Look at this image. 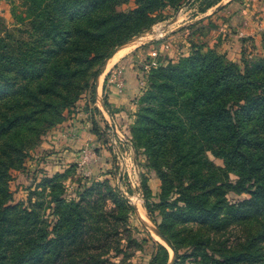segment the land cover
<instances>
[{
    "label": "trees",
    "instance_id": "obj_1",
    "mask_svg": "<svg viewBox=\"0 0 264 264\" xmlns=\"http://www.w3.org/2000/svg\"><path fill=\"white\" fill-rule=\"evenodd\" d=\"M46 1L27 0L25 12L14 15L18 24L31 27L24 31L27 39L5 28L0 32V264H111L106 257L122 253L124 246L111 250L109 236L101 239L98 228L90 242L99 254L83 256L89 249L85 228L88 208L106 198L127 213L135 211L120 191L101 195L96 187L90 188L80 193L78 202L56 194V220L49 231L33 205L11 204V171L22 168L34 136L39 137L34 135L37 124L53 127L61 122L62 110L88 89L96 104L95 80L101 71L97 65L111 57L110 46H122L154 26L165 1L175 4L136 0V8L125 12L119 8L128 0H50V15L44 16ZM217 5L210 2L206 10ZM35 30L40 37H33ZM44 42L49 45L39 50ZM140 104L134 130L137 145L154 160L163 181L156 204L146 182L142 184L145 208L156 224L155 212L160 211L163 222L158 227L177 253L169 234V219L175 213L213 229L243 219L264 224V58L240 67L215 52L196 51L175 64L152 69ZM210 155L223 166H216ZM164 156L173 159L169 168L175 177L161 171ZM227 174L236 175L237 181L229 183ZM61 176L43 184L54 186ZM230 192L247 197L230 202ZM177 195L185 209L177 207L179 200H170ZM251 241L239 251L222 249L209 255L210 240L195 239L192 257L201 264H264L262 251L254 250L264 242V225ZM155 246L162 264H168V249L158 242Z\"/></svg>",
    "mask_w": 264,
    "mask_h": 264
},
{
    "label": "rangeland",
    "instance_id": "obj_2",
    "mask_svg": "<svg viewBox=\"0 0 264 264\" xmlns=\"http://www.w3.org/2000/svg\"><path fill=\"white\" fill-rule=\"evenodd\" d=\"M26 1L6 0V14L0 13V32L5 28L20 39L28 38L24 31H31V27L18 24L14 19L15 14L25 12ZM135 1L128 0L119 10L128 12L135 9ZM173 1L178 5L176 10L175 5H168L165 1L166 8L157 14V23L141 32L153 30L143 36V39L148 37L147 41L130 50L124 58L112 63L102 75H98L95 80L96 104L91 102L92 90L88 89L72 106L62 110L61 122L53 127H48V122L43 121L37 124L34 135L39 134V137L34 136L22 168L11 171L12 180L8 184L11 204H22L24 207L33 205L42 215L49 231L56 220L53 217L56 194L67 202H78L80 193L95 187L100 190L101 195L108 194L110 189H117L130 207L137 208L139 205L141 212L151 220L145 208L142 184L146 182L152 193L151 202L156 204L162 193L163 181L158 170L153 167L154 160L147 156L144 148L137 145L134 130L141 109L140 101L149 88L152 69L175 64L196 51L204 55L215 52L240 67H244L245 62L251 63L264 58V0H193L188 6L186 4L189 0ZM46 2L43 12L44 16H49L50 0ZM210 2H218V5L206 10ZM232 2H236L234 6H230ZM174 20L175 23L172 24ZM35 32L33 37H40L39 31ZM48 45L49 42H44L38 48L46 49ZM120 46L113 48L114 45H111L107 51L113 49L114 52ZM109 58L106 57L97 66L102 70ZM127 72L132 73V77L137 80L134 95L124 104H110L111 87L117 89L120 95L124 93L129 77ZM105 101L108 102V107ZM81 138L84 139L82 143ZM78 142L82 144V148H70L71 143ZM59 143L61 144L57 148ZM73 150L77 154L75 158L74 155L69 156ZM209 158L216 166H223L221 160L212 155ZM172 161L171 157L164 156L161 171L175 177L169 168ZM206 169L208 167H205V174L208 171ZM60 173L64 176L59 177L54 186L43 184L46 179ZM226 177H229L231 184L237 181L234 174H227ZM246 197V194L236 195L234 192H230L228 196L230 202ZM181 198L182 196L177 195L170 200H179L177 207L185 209ZM88 211L85 239L88 243L86 249H89L84 250L83 256L99 254L90 242L91 233L99 228L97 234L101 239L109 236L108 245L111 250L114 251L118 245L124 246L122 253L110 252L106 257L109 263L162 264L163 257L155 242L164 243L145 226L154 225L148 219L144 222L140 213L138 215L139 211L127 213L111 197L101 200L95 207L90 206ZM178 214L175 213L169 219V234L179 248L175 264H201V260H194L192 257L195 239L210 240L211 245L206 250L209 255L222 249L239 251L252 242L251 239L264 225L255 219H243L232 221L223 228L213 229L197 221H186L184 215ZM155 216L158 224H162L160 211H156ZM123 218L126 219L125 222ZM158 224L155 223L157 227ZM167 249L170 263L174 255ZM254 250L264 254V242L259 243Z\"/></svg>",
    "mask_w": 264,
    "mask_h": 264
},
{
    "label": "crops",
    "instance_id": "obj_3",
    "mask_svg": "<svg viewBox=\"0 0 264 264\" xmlns=\"http://www.w3.org/2000/svg\"><path fill=\"white\" fill-rule=\"evenodd\" d=\"M233 1V0H230ZM236 2H232L230 6H234ZM8 6L6 0H0V13L1 14H6V7ZM127 74H129V77H127L128 83L126 84L127 87L124 91V93H122L121 95L119 94V92L117 91V89L111 87L112 93H110L109 95V102L110 104H116V105H120V104H124L125 102H128L131 99V96L134 95V90H135V85L137 83V80L135 78L132 77V73L127 72ZM136 81V82H135ZM97 94V93H96ZM97 97V95H96ZM88 114V113H86ZM82 139V138H81ZM84 142V139L81 140V143ZM81 143H71L70 148L71 149H77L79 150L80 148H82V144ZM61 143L57 144L56 147L58 148L59 145ZM74 155L77 156V154H74V150L72 151V153L69 155L70 157Z\"/></svg>",
    "mask_w": 264,
    "mask_h": 264
},
{
    "label": "water",
    "instance_id": "obj_4",
    "mask_svg": "<svg viewBox=\"0 0 264 264\" xmlns=\"http://www.w3.org/2000/svg\"><path fill=\"white\" fill-rule=\"evenodd\" d=\"M192 1H193V0H189V1L187 2L186 6H188ZM173 23H175V20L172 22V24H173ZM163 31H164V30H163ZM151 32H153L152 29H151V30H148V31H146V32H143V33H141V34L135 36L134 38H132L131 40H129L128 42H126V43L123 44L122 46L117 47L116 50L112 53V55H111V57H110L109 59L113 58V57L119 52V50H120L121 48H123L124 46L131 44L132 41L137 40V39H140V38H142L145 34H148V33H151ZM109 59H108V60H109ZM108 60H107V61H108ZM107 61H106V63H107ZM106 63H105V66L103 67V69L101 70L100 75H102V74L104 73V71H105V69H106ZM103 107H104V109L107 111L106 106L103 105ZM113 127H114V129H115V126H114V125H113ZM133 208H134V210L137 212V209H136L135 207H133ZM138 215H139V214H138ZM150 221H151V223H152L154 226H153V227H149V226L146 225V224H145V226H146L147 228H150V230H151L152 232H154V234H156V235L160 238V240L164 243V244L161 243L163 246L169 248V249L173 252V255H174V256H173V260H172L170 263H168V264H175L176 261H177V259H178V253H177V251H176V248L174 247V245L172 244V242L166 237V235L161 231V229H160L159 227H157V226L155 225V223H154L152 220H150Z\"/></svg>",
    "mask_w": 264,
    "mask_h": 264
},
{
    "label": "bare ground",
    "instance_id": "obj_5",
    "mask_svg": "<svg viewBox=\"0 0 264 264\" xmlns=\"http://www.w3.org/2000/svg\"><path fill=\"white\" fill-rule=\"evenodd\" d=\"M147 40H148V37L147 38L145 37L144 39L142 37L140 39H137V40L132 41L131 44L126 45L123 48H121L119 50V52L113 58H111V59H109L107 61V63H106V69L109 68L112 65V63L118 62L120 59L124 58L127 54H129L130 50H132L134 48H137L138 46H140L141 44H143ZM136 209H137V212L139 211L138 214L140 213V217L144 220V222H147L146 219H148V221L150 222V219H149L148 215L141 212V209H140V206L139 205H137V208ZM151 225H152V223H151Z\"/></svg>",
    "mask_w": 264,
    "mask_h": 264
}]
</instances>
